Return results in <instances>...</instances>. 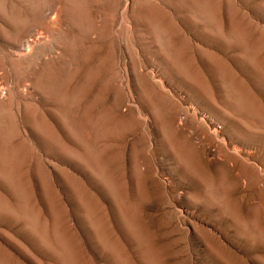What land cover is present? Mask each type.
<instances>
[{
    "label": "rangeland",
    "instance_id": "rangeland-1",
    "mask_svg": "<svg viewBox=\"0 0 264 264\" xmlns=\"http://www.w3.org/2000/svg\"><path fill=\"white\" fill-rule=\"evenodd\" d=\"M0 20V264H264V0Z\"/></svg>",
    "mask_w": 264,
    "mask_h": 264
},
{
    "label": "bare ground",
    "instance_id": "bare-ground-1",
    "mask_svg": "<svg viewBox=\"0 0 264 264\" xmlns=\"http://www.w3.org/2000/svg\"><path fill=\"white\" fill-rule=\"evenodd\" d=\"M7 3H8V2H7ZM15 3H16V2H15ZM19 3H20V2H19ZM2 6H3V5H2ZM52 8H53V6H52ZM55 8H56V7H55ZM45 10H46V9H45ZM40 11H41V10H40ZM46 11H47V10H46ZM49 11H51V10H49ZM42 12H44V9H43ZM44 13H45V12H44ZM39 14H40V13H39ZM49 14H50V13H49ZM46 15H47V14H45V16H46ZM37 16H38V14H37ZM47 16H48V15H47ZM34 17H35V16H33V18H34ZM43 17H44V16H43ZM43 17H42V18H43ZM48 17H49V16H48ZM33 18H32V19H33ZM42 18H40V19H42ZM45 19H46V17H44L43 21H44ZM53 19H55V18L53 17ZM26 20H27V19H26ZM33 20H35V19H33ZM38 20H39V19H38ZM48 20H49V18H48ZM56 20H57V19H56ZM0 21H1V20H0ZM41 21H42V20H41ZM43 21H42V22H43ZM45 22H46V21H45ZM53 22H54V21H53ZM25 23H26V22H25ZM29 23H30V22H29ZM38 23H39V22H38ZM34 24H35V23H34ZM34 24H33L32 26H34ZM37 25H38V24H37ZM17 26H18V23H17ZM27 26H28V25H27ZM18 27H19V26H18ZM24 27H25V26H24ZM28 27H29V26H28ZM34 27H35V28H37V27L39 28V25H38V26H34ZM40 27H41V26H40ZM42 27H43V26H42ZM42 27H41V28H42ZM27 29L29 30V28H27ZM33 29H34V28H33ZM14 30H15V29H14ZM34 30H35V29H34ZM39 32H40V30H39L37 33H39ZM44 32H45V31H44ZM48 32H49V31H47V33H48ZM28 33L32 35V32H31V33H30V32H23V33H21L20 35H18L19 38H20V41H18V42H19L20 44H14V43L11 44V43H9L10 45H8V44H6L7 42L5 41L6 43L3 44V45H4L5 47L9 48V49L12 51V53L14 52V53H15L17 56H19V57H22V56H24V55L27 56V54L31 51V49H32V48L34 49V46L36 45V42H35L36 40L34 39V40H35V41L33 40L34 42H33V41L30 42V43H27V42H26V43L29 44V45L27 46V49L24 48L23 45H24L25 43H24L23 45H22V43L25 42ZM35 33H36V32H35ZM35 33H33V34H35ZM37 33H36V34H37ZM41 33H42V32H40V34H41ZM47 33H46V34H47ZM42 34H43V33H42ZM38 35H39V34H38ZM34 36H35V35H34ZM43 36H44V34H43ZM43 36H42V37H43ZM28 37H29V35H28ZM30 37H31V36H30ZM32 37H33V36H32ZM40 37H41V36H40ZM45 37H46V36H45ZM19 38H18V39H19ZM37 38H38V37H37ZM18 39H17V40H18ZM37 40H38V39H37ZM43 40H44V38H43ZM39 41H40V40H39ZM44 41H45V40H44ZM46 41H47V40H46ZM46 41H45V42H46ZM40 45H41V44H40ZM37 47H39V46H37ZM36 50H37V48H36ZM73 50H74V49H73ZM34 51H35V50H34ZM31 52H32V51H31ZM36 53H37V52H36ZM4 54H5V53H4ZM33 54L35 55V53H33ZM33 54H32V56H31V58L33 57ZM12 55L14 56V54H12ZM26 56H25V57H26ZM29 56H30V54H29ZM73 56H74V55H73ZM7 57H8V56H7ZM14 57H16V56H14ZM8 58H9V57H8ZM22 58H23V57H22ZM22 58H21V60H22ZM29 58H30V57H29ZM6 59H7V58H6ZM9 59H10V58H9ZM12 59H13V58H12ZM19 59H20V58H19ZM23 59H25V58H23ZM27 59H28V58H27ZM21 60H19V61H21ZM13 61H15V60H13ZM24 61H26V60H24ZM10 62H11V61H10ZM18 63H19V62H18ZM20 63H21V62H20ZM15 64H16V63H15ZM3 67H4V66H3ZM3 67H2V68H3ZM1 73H2V72H1ZM9 75H10V74H9ZM87 75H88V74H87ZM0 76H1V75H0ZM1 81H3V80L1 79ZM1 81H0V82H1ZM17 82H18V81H17ZM30 83H31V82H30ZM6 84H7V83H6ZM8 85H9V84H8ZM1 86H2V84H1ZM29 86H30V85H29ZM2 87H3V86H2ZM15 87H16V86H15ZM4 88H5V86H4ZM9 88H10V87H9ZM7 90H8V89H7ZM8 91H9V90H8ZM8 91H7V92H8ZM27 91H28V90H27ZM2 92H3V91H2ZM0 93H1V90H0ZM3 93H4V92H3ZM8 94H9V93H8ZM21 94H22V92H21ZM1 95H2V94H1ZM4 95H5V94H3V96H4ZM9 96H10V95H9ZM9 96L6 95L5 97H6V98H7V97L9 98ZM1 98H2V97H1ZM1 98H0V99H1ZM8 98H7V99H8ZM10 103H11V102H10ZM11 107H12V106H11Z\"/></svg>",
    "mask_w": 264,
    "mask_h": 264
}]
</instances>
